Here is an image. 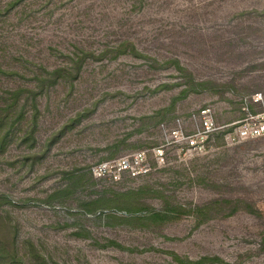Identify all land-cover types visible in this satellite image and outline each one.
<instances>
[{
  "label": "rangeland",
  "instance_id": "1",
  "mask_svg": "<svg viewBox=\"0 0 264 264\" xmlns=\"http://www.w3.org/2000/svg\"><path fill=\"white\" fill-rule=\"evenodd\" d=\"M255 93L264 0H0V264H264V136L165 131Z\"/></svg>",
  "mask_w": 264,
  "mask_h": 264
},
{
  "label": "built area",
  "instance_id": "2",
  "mask_svg": "<svg viewBox=\"0 0 264 264\" xmlns=\"http://www.w3.org/2000/svg\"><path fill=\"white\" fill-rule=\"evenodd\" d=\"M244 103L247 105L242 109L244 116L229 125H219L214 119L212 109L209 107L191 113L188 120L191 122L193 130L189 133L184 131L183 121L176 119V128L171 131L165 130L168 144L182 145V149L185 151L199 154L205 150L207 143L217 135H221L225 142L229 144L264 136V94L255 93L247 97ZM156 153L160 157L162 156L160 148L157 149ZM144 162L145 155L139 152L132 157L120 158L107 163L97 171L116 169L118 173L125 172L132 177H136L147 172Z\"/></svg>",
  "mask_w": 264,
  "mask_h": 264
}]
</instances>
